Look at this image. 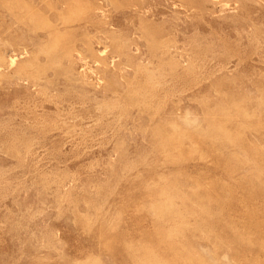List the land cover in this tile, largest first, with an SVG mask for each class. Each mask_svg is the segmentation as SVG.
<instances>
[{
	"label": "rangeland",
	"instance_id": "rangeland-1",
	"mask_svg": "<svg viewBox=\"0 0 264 264\" xmlns=\"http://www.w3.org/2000/svg\"><path fill=\"white\" fill-rule=\"evenodd\" d=\"M0 264H264V0H0Z\"/></svg>",
	"mask_w": 264,
	"mask_h": 264
}]
</instances>
